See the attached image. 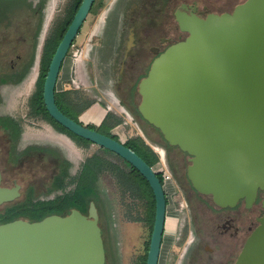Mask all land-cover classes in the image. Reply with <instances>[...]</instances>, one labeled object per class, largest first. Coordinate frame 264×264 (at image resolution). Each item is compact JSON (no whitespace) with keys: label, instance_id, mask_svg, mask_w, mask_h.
Wrapping results in <instances>:
<instances>
[{"label":"flooded vegetation","instance_id":"1","mask_svg":"<svg viewBox=\"0 0 264 264\" xmlns=\"http://www.w3.org/2000/svg\"><path fill=\"white\" fill-rule=\"evenodd\" d=\"M29 1L28 6L35 13L40 11L41 16L32 33L36 53L28 60H23L22 55L18 54L16 59L0 61V184L10 188L18 186L20 191L16 198L0 205L13 204L4 213L7 214L14 207L25 206L30 201L54 200L88 183L94 189L90 205L92 201L95 202L102 226L100 180L96 179L99 167H96L101 154L113 153L60 123L44 99V84L53 56L85 0ZM59 1L63 4V18L52 27ZM245 1L93 0L62 61L55 88L57 106L78 123L105 134H116L114 130L121 124L115 126L114 116L119 112L132 118L139 115L144 119L140 110V83L148 75L154 61L169 46L187 38L190 32L184 27L192 20L205 19L211 14L233 13ZM21 5L20 0H0V35L5 24H10V20L16 18ZM89 18H92L93 26L88 31L84 52L78 56L74 49ZM72 49L78 56L75 72L80 82L70 72L65 77V87L60 89L61 75ZM25 93L29 94L27 101L33 114L44 121L41 123L45 126L44 134L33 133L26 128L24 120L27 113L21 112L19 103ZM94 146H98V149ZM84 152H87V157L81 163L79 180L89 178L91 170V178L94 179L78 183L75 189L69 190L67 188L73 178L71 174L76 172L75 156ZM113 155L116 159L117 156ZM187 159L189 186L175 188L173 179H167L172 190L165 187L166 221L158 264H234L248 237L259 225V218L264 215V190L259 191L251 206L244 198L235 205H221L211 193L193 186L188 176V165L192 162L189 154ZM118 160L124 170L131 173L126 163ZM64 172V185L57 187L55 179ZM37 177L51 179L47 189L51 197H34L35 185H25V181ZM173 192H177V202L173 203L171 210ZM170 212L173 213V227L169 235ZM18 218L36 220L27 215ZM147 218L150 219L148 209ZM152 230L153 227L151 234ZM150 241L144 256H148Z\"/></svg>","mask_w":264,"mask_h":264},{"label":"water","instance_id":"2","mask_svg":"<svg viewBox=\"0 0 264 264\" xmlns=\"http://www.w3.org/2000/svg\"><path fill=\"white\" fill-rule=\"evenodd\" d=\"M92 2L84 1L53 56L44 99L60 123L118 153L149 181L156 212L146 264H158L167 199L155 165L121 139L70 118L55 102L62 61ZM184 28L187 38L169 46L141 81L140 110L170 145L190 155L195 188L221 205L244 198L251 206L264 190V0H247L233 13L196 18ZM18 195V186L0 184V204ZM99 220L92 201L88 213L73 208L0 223V264H107ZM259 222L234 264H264V215Z\"/></svg>","mask_w":264,"mask_h":264},{"label":"rangeland","instance_id":"3","mask_svg":"<svg viewBox=\"0 0 264 264\" xmlns=\"http://www.w3.org/2000/svg\"><path fill=\"white\" fill-rule=\"evenodd\" d=\"M20 2L22 5L16 18L10 20V24H5L1 29L0 61L7 62L11 58L16 59L18 54L22 55L23 60H28L36 53V41L32 33L39 21V17H41L40 11L36 13L32 11L31 7L28 6V3H31L29 0H20ZM62 8L63 4L59 1L55 17L52 21V27H54L58 21L62 20ZM92 24V18H89L77 40L78 44L76 48H73L78 52V56L84 52L86 37L88 31L92 29ZM16 46L17 48L14 49ZM73 49L65 62V69L61 75L59 84L60 89L65 87V77L70 72H73V77L77 78L75 69L77 68L76 58L78 56L75 55ZM77 79L80 82L79 77ZM69 82H71V85H74L72 80H69ZM80 90L86 92L83 88H80ZM28 96L29 94L25 93L21 96V100H19L20 106L22 107L21 112L23 114L27 113L25 115L26 119L24 120L28 125H26V128L29 131H34L33 133L44 134L45 126L41 124L42 122L44 123V121H42V119L39 120L40 117L33 114V111L28 106ZM114 120L116 121L115 126L121 124L114 132L117 134L118 131V133H120L118 135L123 141L129 139L139 140L143 137L141 134V132H143L148 138V140H146L143 137L145 141L158 154V162L161 157L153 148V144L165 149V162L161 167L157 168L159 170L158 173H162L163 176H169L170 181L172 178L174 183H171L175 185V188L189 186L186 175L188 153L186 154V152L182 151L178 146L170 145L158 128L148 121H145L139 115H133L132 118L119 112L115 114ZM94 148L98 149V146H94ZM86 155L87 152H84V154H76L77 157L75 156L74 160L76 172L71 174L73 178L67 189L73 190L77 187L78 183L92 181L94 179L91 178L93 175L91 170L88 174V176L90 175L89 178L79 180L81 163L83 162V158L87 157ZM113 157L114 155L111 153H109V155L101 154L99 165L96 167L97 169L99 167L96 179L100 180V203L103 215L102 226L107 251V264H140L151 236L150 220L147 218L148 198L144 196V191L138 185L137 179L134 178L131 173L124 170L118 158H116V160ZM48 177L47 180L45 178L43 179V177H37L36 179L25 181V185H35L34 197H51V195L47 194V189L51 185V179ZM176 195L177 192L171 193V210L174 207L173 203L177 202L175 201ZM12 205V203L0 205V214L6 213Z\"/></svg>","mask_w":264,"mask_h":264},{"label":"trees","instance_id":"4","mask_svg":"<svg viewBox=\"0 0 264 264\" xmlns=\"http://www.w3.org/2000/svg\"><path fill=\"white\" fill-rule=\"evenodd\" d=\"M41 101H43V95H41ZM44 104V103H43ZM112 137L119 139V135L106 132ZM126 145L131 147L134 151L140 154L150 165L154 166L158 163L159 156L152 149V147L145 141L143 137L139 140L129 139L126 142ZM107 152H112L120 159L121 162H125L128 168L131 171V174L134 178L137 179L138 185L144 191V196L148 198V211L150 217V227L152 229L154 223V216L156 212V200L153 188L151 187L149 181L146 177L137 169L131 162L119 155L118 153L110 150L109 148H104ZM162 181L164 180L163 174L158 173ZM65 172L58 175L55 179V185L61 187L65 182ZM93 185L88 183H83L80 185L74 192L68 193L66 195H61L54 200L42 201V202H33L30 201L28 204L20 205L12 208L7 214H0V223L14 220L22 215H27L33 219H41L44 216L51 213H61L68 214L71 212L72 208H78L84 213H87L90 201L93 199ZM148 250V246H147ZM147 255L143 257V260L140 264H146Z\"/></svg>","mask_w":264,"mask_h":264},{"label":"bare ground","instance_id":"5","mask_svg":"<svg viewBox=\"0 0 264 264\" xmlns=\"http://www.w3.org/2000/svg\"><path fill=\"white\" fill-rule=\"evenodd\" d=\"M153 145H154L155 149L161 154L160 162H158L156 164V169H157V168H159L161 166V164L163 165L164 162H165L164 161V158H165V150L161 146H158V145H155V144H153ZM154 168H155V166H154ZM156 171H158V170H156ZM168 181L169 180H167V183H166V186L165 187L167 189H169V190H172V186H171V184H168L169 183ZM172 227H173V213L170 212L169 213V220H168V231H167L169 235H170V231H171Z\"/></svg>","mask_w":264,"mask_h":264},{"label":"crops","instance_id":"6","mask_svg":"<svg viewBox=\"0 0 264 264\" xmlns=\"http://www.w3.org/2000/svg\"><path fill=\"white\" fill-rule=\"evenodd\" d=\"M117 129L119 128V127H116ZM116 133V132H115ZM117 134H120V133H118V131H117ZM141 134H142V136L146 139V140H148V138L143 134V132H141ZM153 148L155 149V147H154V145H153ZM156 150V149H155ZM157 151V150H156ZM158 152V151H157ZM159 153V152H158ZM159 155H160V157H161V154L159 153ZM161 159V158H160ZM160 162V161H159ZM161 166H162V164H161ZM160 166V167H161ZM155 169H156V165H155ZM156 170H158V169H156ZM159 171V170H158Z\"/></svg>","mask_w":264,"mask_h":264},{"label":"built area","instance_id":"7","mask_svg":"<svg viewBox=\"0 0 264 264\" xmlns=\"http://www.w3.org/2000/svg\"><path fill=\"white\" fill-rule=\"evenodd\" d=\"M164 177V182L167 180V179H169V176L167 177V176H163Z\"/></svg>","mask_w":264,"mask_h":264}]
</instances>
